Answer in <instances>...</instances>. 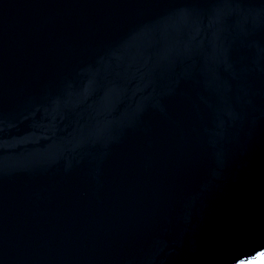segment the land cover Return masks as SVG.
Instances as JSON below:
<instances>
[{
	"label": "water",
	"instance_id": "95a60500",
	"mask_svg": "<svg viewBox=\"0 0 264 264\" xmlns=\"http://www.w3.org/2000/svg\"><path fill=\"white\" fill-rule=\"evenodd\" d=\"M0 264H264V0H0Z\"/></svg>",
	"mask_w": 264,
	"mask_h": 264
}]
</instances>
